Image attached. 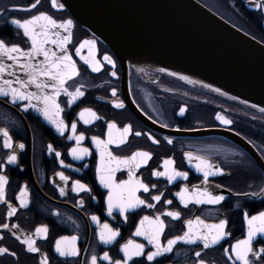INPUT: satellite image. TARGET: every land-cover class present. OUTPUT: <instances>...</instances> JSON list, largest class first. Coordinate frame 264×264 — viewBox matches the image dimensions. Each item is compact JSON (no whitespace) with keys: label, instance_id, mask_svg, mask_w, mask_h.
<instances>
[{"label":"flooded vegetation","instance_id":"1","mask_svg":"<svg viewBox=\"0 0 264 264\" xmlns=\"http://www.w3.org/2000/svg\"><path fill=\"white\" fill-rule=\"evenodd\" d=\"M198 1L264 43V7L259 6L264 5V0ZM32 3L35 0H0V39L27 50L31 47L30 39L23 35V29L11 23L12 19L23 21L42 12L58 22L72 19V39L66 45V52L79 74L67 80L65 87L73 93L79 88L83 95L73 100L61 91L56 97V103L63 109L58 118L66 125L61 131L38 109H25L27 100L13 103L11 94H0V175L8 178L5 200L0 201V224L9 225L8 229L0 228V247L9 249L7 254L0 255V264H45V257L46 264H91L92 256H96V264H114L115 261L199 264L201 260L204 264H242L234 261L233 246L247 237L251 216L264 212V112L162 73L154 72L155 83H148L129 63L121 61L84 28L66 6L61 9L53 7L52 0H40L30 11H12L14 5L26 8ZM57 3L63 2L57 0ZM53 31L67 34L63 29ZM46 47L57 55L64 54L51 42ZM105 57H110L112 63ZM42 59L43 56L36 57L33 63L38 64ZM25 60L22 57L21 63ZM3 62L14 64L8 58ZM94 64L99 65V71L93 70ZM12 71L15 75L9 74ZM17 77L27 78L20 65L3 74V80L15 81ZM12 86L19 87L15 83ZM28 90L37 91L35 85H30ZM46 91L51 93L52 90ZM119 103L124 106L117 107ZM220 117L233 123L225 124ZM85 120L90 122L85 123ZM73 123L75 132L71 127ZM113 124L115 127L110 128ZM128 125L131 132L124 136L123 130ZM4 129L8 131L7 137ZM109 133L116 143H106ZM81 134L83 139L77 142ZM8 138L11 148L5 146ZM94 138L105 143L98 146ZM121 138L124 143H120ZM73 148L87 149V153L80 152L78 158L72 155ZM137 151L152 155L147 163H141L129 173L122 161ZM188 153L192 154L191 158ZM11 155L16 156L14 162L8 159ZM196 157L209 162L213 170L223 171L209 175L205 181L203 171L196 167L200 163ZM166 160L174 163L166 167ZM109 169L114 170L116 183L129 180L131 176L133 181L147 185V192L142 187H137L135 192L144 203L127 211L119 207L109 211L111 189L101 182V175L107 177ZM157 172L169 175H156ZM174 172L187 173V177L170 179ZM76 181L86 187L81 189ZM185 188L187 203L177 195ZM197 190L223 195L225 199L219 204H197ZM156 196L160 199L155 200ZM9 205L16 208L11 217L7 215ZM169 212H179L180 216H169ZM197 218L204 224H218L226 219L224 232L227 234L207 249L202 240L194 243L180 240L171 252L151 261L147 259L148 254L156 250L149 235L157 229L158 220L164 224L160 243L166 246L168 240L188 232L189 220L193 221V231L207 232L197 223ZM41 227H46L47 232H37ZM109 229L119 234L106 243L100 236L102 231L107 235ZM138 230L146 234L138 235ZM29 237L38 252H30L22 242ZM61 237L69 238L61 241L62 246L76 237L77 256H64L56 250V242ZM129 241L144 246L142 255L129 259L124 251ZM261 247H264V233L253 239V250ZM13 252L15 256L11 255ZM196 252L201 255L197 257ZM104 253H108L110 259H104ZM249 259L252 264H264V254L259 257L249 254Z\"/></svg>","mask_w":264,"mask_h":264},{"label":"water","instance_id":"2","mask_svg":"<svg viewBox=\"0 0 264 264\" xmlns=\"http://www.w3.org/2000/svg\"><path fill=\"white\" fill-rule=\"evenodd\" d=\"M61 1L146 82L155 83L158 72L264 108V43L200 1Z\"/></svg>","mask_w":264,"mask_h":264},{"label":"snow or ice","instance_id":"3","mask_svg":"<svg viewBox=\"0 0 264 264\" xmlns=\"http://www.w3.org/2000/svg\"><path fill=\"white\" fill-rule=\"evenodd\" d=\"M40 3V0H35V3H32L31 5L27 6L26 8H19L18 6H13L12 11L17 10H23V11H30L32 9H35L36 6ZM53 7L58 8H65V5L63 3H57V0H52ZM260 7H264V5H259ZM11 23L17 25L19 28L23 29V35L28 37L31 42V47H29L27 50L21 48L18 44H11L5 42V40L0 39V80H3V74L5 72H8L10 68H15L16 65H20V69L27 73V78L21 80L19 77L16 78L15 81H9V80H3L2 83H0V94L4 96H8L11 94L12 102L14 103L17 100H27L29 103L24 105V108H36L39 111L43 113V115L52 121L54 124H56V127L63 131V129L66 127L63 120L59 119V114L63 111V109L60 108L59 104L56 103V97L60 94L61 91L66 92L69 97H71L73 100H75L78 96H82L83 92L80 91L79 88L76 89L75 93L68 92L67 88L65 87V84L67 80L71 79L73 76L78 75V69L75 65V62L72 60L71 56L67 54L66 52V45L71 41L72 39V33L71 29L73 27V20L72 19H66L57 21L52 16L48 15L47 13H38L37 15H32L27 19H24L21 21L20 19H12ZM63 29L66 35H61L59 31H53ZM55 37V38H53ZM51 42L53 45H58L59 48L62 50L64 54L57 55V52L54 50L49 49L46 47V45ZM85 43H88L87 41ZM83 47V45H81ZM43 56V59L37 64L33 63V60L36 57ZM25 57V62L21 63V58ZM4 58L11 59L14 61L13 65H7L3 62ZM109 61V63H112V60L110 57H105ZM92 63V61H89ZM94 71H99L100 67L99 65H95L93 67ZM10 75H15V72L12 71L9 73ZM115 75V73H112ZM175 75V74H173ZM187 79V77H185ZM13 83L19 85V87H13ZM30 85H35L37 91L32 92L29 91ZM46 89H51V93L46 91ZM216 91H220L219 89H216ZM35 100L36 103H32V101ZM117 107H123V103H119L116 105ZM85 111H91L90 109H85ZM185 111L184 108L181 109V113ZM262 112H264V108L261 109ZM94 115V114H93ZM81 116L83 117V113H81ZM220 119L223 120L225 124H232L233 122L231 120H228L224 117H220ZM90 121L85 120V123H88ZM72 131L75 132L76 125L73 123L71 125ZM111 127H115V125H110ZM167 127V125H165ZM131 132V125H128L124 128L123 133L124 136H127ZM3 134L5 137L8 136L7 129L3 130ZM140 133H136V135H139ZM83 139V134H81L79 137H77V142L79 140ZM97 140V145L100 146L101 144H104L105 142L100 141L98 138H94ZM171 142V141H169ZM106 143H116V141L112 140L111 133H109V140ZM120 143H124V139L121 138ZM158 143V141H157ZM5 146L8 148L12 147V144L10 142V138L5 140ZM21 148L24 147L23 144L20 145ZM72 155L77 156L79 158V153H87V149H78L73 148L71 149ZM150 152H143V151H137L134 152L130 157H125L122 161V163L128 167L129 173H132V171L139 167L141 163H147V160L151 157ZM109 156H111V153H109ZM189 158L192 157L191 153H188ZM10 162H14L16 160L15 155H11L8 157ZM118 159V158H114ZM197 160L200 161L196 165L198 170L203 171L205 181L207 180V177L209 175H214L222 172V169L216 168L213 170V166L203 160L201 157H196ZM63 163V161H61ZM174 163V161L166 160L165 166ZM156 175H169L168 172L155 173ZM60 176L63 179H67L63 176V173H60ZM175 176H184L187 177V173L183 172H174L170 179H174ZM7 177L4 175H0V201L5 200V185L7 184ZM101 182L105 185V187H108L111 189V192L108 196L109 201V211L112 210L114 207H119L122 211H127L129 208H136L140 204H143L144 201L139 199L135 195V192L137 190V187H142L145 192L148 191V186L144 185L143 183L133 181V179L129 178V180L126 181H120L119 183H116L114 180V170L109 169L107 177H105L104 174L101 175ZM76 184L82 189L86 187V185H81L80 181H76ZM63 191V190H61ZM187 192V188H185L184 192L177 193V195L180 196L182 201H185L187 203V199L185 196V193ZM23 195V193H22ZM155 200H159L160 196L154 197ZM197 204H203V203H209V204H219L222 202L225 197L223 195H213L211 192H208L207 190H204L201 192L200 190H197V195L195 197ZM24 203V206H27L26 202ZM168 203H171V201H168ZM149 207H152V205H149ZM10 210L8 211L7 215L11 217L15 212L16 208L11 207L9 205ZM169 216L179 217V212H169ZM93 219H96V217H93ZM149 219L148 217H145V220ZM143 223V222H142ZM197 223L203 225L208 231L201 233L199 231H193L192 225L193 221L189 220L187 221L188 224V232H185L182 236L174 237L173 239H170L167 241V245L163 246L160 243V235L163 232L164 224L163 221L158 220V227L155 230V232L151 235H149V241L151 243H154L156 246V250L154 252H150L147 256L148 260H153L155 257L162 256L165 253H169L173 250V246L180 240H184L188 243H194L196 240H202L203 246L205 249L209 248L212 245H216L219 243L221 239H223L224 235L227 233L224 232L225 227L227 226L228 221L221 220L218 224H204L203 221L199 220L197 218ZM248 234L247 237L243 240H238L236 244L233 246L234 250V261H240L242 264H252V261L249 259V254H252L253 256L259 257L261 254H264V247H261L259 250L254 251L252 248L253 239L257 236V234L264 233V212H260L256 215L251 216V218L248 220ZM16 227H19L18 225ZM0 228L8 229L9 225L7 223L0 224ZM105 229H108V225L104 226ZM37 232H47L46 227H41L37 229ZM119 233L117 231H112L109 229L107 235L102 231L101 232V240H104L106 243H110L112 240L116 238V236ZM138 235H144L146 233L137 231ZM15 235V233H13ZM0 239H2V236H0ZM69 238L67 237H61L60 241L56 242V250L60 252L61 255L67 256H77L79 254L78 250L75 247V240L76 237L70 238L71 243H65L63 246L61 245V241H68ZM24 244L27 245L28 250L30 252H38L39 249L34 246V241L29 237L25 238L22 241ZM143 245L135 244L133 245L132 241H129L128 244L124 246V251L126 255L129 257V259L132 256H140L143 252ZM9 252V249L0 247V255L7 254ZM11 255L15 256L16 254L13 252ZM195 255L199 257L201 255L200 252H196ZM233 257L230 254V259ZM104 259L108 260L110 257L108 256V253H104ZM96 256H92L91 258V264H96ZM45 264H46V257H45ZM114 264H122L121 261H115ZM199 264H204V261H200Z\"/></svg>","mask_w":264,"mask_h":264}]
</instances>
